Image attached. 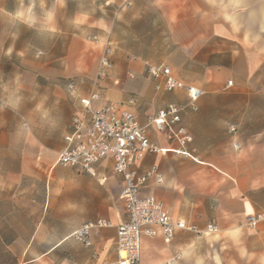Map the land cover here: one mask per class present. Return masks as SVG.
Segmentation results:
<instances>
[{"label":"crops","instance_id":"0c3cea01","mask_svg":"<svg viewBox=\"0 0 264 264\" xmlns=\"http://www.w3.org/2000/svg\"><path fill=\"white\" fill-rule=\"evenodd\" d=\"M82 1L0 0V85L16 79L18 66L35 75L24 83L29 92L20 94V104L16 94L12 103L11 96L7 102L0 98V261L104 264L116 259V225L125 221L126 211L119 196L124 182L112 158L79 171L60 165L57 157L67 146L72 115L83 110L80 99L93 91L100 94L94 107L125 104L141 124L169 103L186 105L183 91L156 90L147 76V64L164 63L177 79L204 90L197 110L181 112V124L192 136L184 147L189 155L176 152L177 142L149 127L159 150L145 153L133 168L142 173L158 165L162 182L150 178L141 195L161 200L174 219L200 232L177 230L168 243L160 234L143 236L140 264H166L174 256L171 264H264V225H245L247 215L264 211V120L250 103L257 96L251 87L264 84L259 78L264 0ZM71 3L78 6L67 9ZM17 22L31 28L35 22L69 41L56 56L46 49L33 54L17 46L11 31ZM89 35L112 47V70L98 84L102 42H91L99 51L92 58L76 46ZM71 80L74 90L67 88ZM34 87L40 91L33 93ZM232 100H242L243 108L219 103ZM17 115L25 129L20 142ZM99 219L111 225L93 229L90 246L74 239V230ZM210 223L216 232L205 231Z\"/></svg>","mask_w":264,"mask_h":264},{"label":"built area","instance_id":"2783aa9c","mask_svg":"<svg viewBox=\"0 0 264 264\" xmlns=\"http://www.w3.org/2000/svg\"><path fill=\"white\" fill-rule=\"evenodd\" d=\"M85 40L94 44L102 42L97 35L86 36ZM111 55L112 47L109 42H102L94 84L109 76L113 67ZM146 71L156 90H181L188 98L187 104L169 103L155 114L148 115L145 124H141L125 104L106 103L94 107L92 101L99 99L100 94L93 91L88 98L80 99L83 110H78L72 115L70 132L65 136L67 146L57 157L60 165L79 171H90L94 163L111 157L113 170L122 176L124 186L119 196L125 206L126 219L116 225V259L104 264H140L143 236L154 237L160 234L164 242L168 243L177 230L200 232L194 226H188L185 220L174 219L161 200L152 195H141V188L150 178L162 182L163 177L158 165H152L142 173L135 170L133 165L141 160L145 153L159 150L147 134L149 127L161 133L166 140L177 142L180 149L176 152L189 155L184 147L192 141V136L181 124V112L187 107L197 110L196 102L204 94V90L177 79L170 67L164 63L147 64ZM232 83V80H228L226 86H231ZM75 85V81L71 80L67 83V88L74 90ZM134 101L131 97L128 103L133 104ZM229 131L235 132L236 126H230ZM237 146L236 143L235 147ZM110 225L105 219L86 222L74 230L72 236L88 247L91 245L90 232ZM245 225L249 228L264 225V211L247 215ZM205 231L216 232L217 226L210 223ZM177 258L178 256H174L172 260ZM171 261L166 264H171Z\"/></svg>","mask_w":264,"mask_h":264},{"label":"rangeland","instance_id":"374dc122","mask_svg":"<svg viewBox=\"0 0 264 264\" xmlns=\"http://www.w3.org/2000/svg\"><path fill=\"white\" fill-rule=\"evenodd\" d=\"M81 5L84 4L82 0H80ZM78 6V4H69L67 5V9H73L74 7ZM54 7L53 4H50L49 9H52ZM68 15V14H67ZM68 22H65L67 24ZM11 31L16 34V43L18 47L24 48L27 47V50H32L33 54H36L38 50L43 51L44 49L49 51L50 55H57L58 49L60 50L62 46H66L69 38L68 37H61L57 36V32L54 30H45L40 29V27L34 22L33 27L24 26L22 23L17 22L14 25L11 24ZM149 31V30H146ZM151 31V30H150ZM152 36H149L146 38V43L149 44L152 41ZM76 46L83 50V52L86 53V55H89L90 58L94 57V55H98V48H96L91 42H86L85 40L79 39V41L76 42ZM58 48V49H57ZM38 55V54H37ZM154 56L157 54H153ZM38 56H41L39 54ZM19 59V58H18ZM93 61V60H92ZM91 61V62H92ZM261 77L264 78V72L260 74ZM34 72L33 75L28 70H23L19 66L17 68V77L16 79L11 78V83L8 84H1L0 85V98L4 101H8V96H11V103L13 101L12 96L14 94L17 95L18 104H20V94L24 92H29V90L24 88V83L29 81L31 78H34ZM259 79V80H261ZM14 80L16 82L14 83ZM39 87L33 88L34 92H39ZM251 92H256L257 96L255 98H251L250 103L251 107L254 108L257 118L259 120H264V84H260L257 86L251 87ZM232 92L233 87L228 88L224 90V92ZM249 91V90H248ZM219 103H225L227 104V108L229 109H235V108H243L244 102L242 100H232V101H220ZM24 121L21 118L20 115H17V130L15 139L20 142L24 140L25 135V129L23 127ZM14 139V138H12ZM0 264H8V262L0 261Z\"/></svg>","mask_w":264,"mask_h":264},{"label":"trees","instance_id":"16d2710c","mask_svg":"<svg viewBox=\"0 0 264 264\" xmlns=\"http://www.w3.org/2000/svg\"><path fill=\"white\" fill-rule=\"evenodd\" d=\"M4 262H7V261H4ZM9 264V263H8Z\"/></svg>","mask_w":264,"mask_h":264}]
</instances>
